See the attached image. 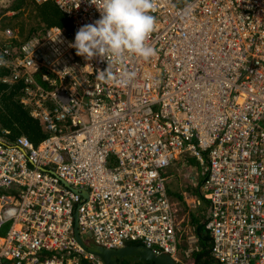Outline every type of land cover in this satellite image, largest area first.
Here are the masks:
<instances>
[{"label": "built area", "instance_id": "1", "mask_svg": "<svg viewBox=\"0 0 264 264\" xmlns=\"http://www.w3.org/2000/svg\"><path fill=\"white\" fill-rule=\"evenodd\" d=\"M34 1L54 2L71 30L45 26L18 44L14 29L0 32V82L22 83L47 133L38 144L0 137V264H103L74 236L75 215L85 243L198 264L189 212L204 199L215 264H264V0H155L157 55L114 65L135 74L124 87L69 46L100 19L90 0ZM183 153L202 176L186 213L165 175Z\"/></svg>", "mask_w": 264, "mask_h": 264}, {"label": "clouds", "instance_id": "2", "mask_svg": "<svg viewBox=\"0 0 264 264\" xmlns=\"http://www.w3.org/2000/svg\"><path fill=\"white\" fill-rule=\"evenodd\" d=\"M90 3L100 13V19L93 24L80 27L76 32L74 43H70L69 46L75 49L77 56L86 61L98 59L107 62V68L97 72V79L105 84L116 83L122 87L128 86L135 74L121 72L118 76L114 71V65L122 64L132 56L149 61L157 55L156 50L148 43L158 27L156 18L152 14L156 11V2L155 0H90ZM7 63L0 58V66Z\"/></svg>", "mask_w": 264, "mask_h": 264}, {"label": "trees", "instance_id": "3", "mask_svg": "<svg viewBox=\"0 0 264 264\" xmlns=\"http://www.w3.org/2000/svg\"><path fill=\"white\" fill-rule=\"evenodd\" d=\"M26 5V0H14L12 5L8 8L17 11ZM36 8L37 15H29L28 17L22 16L23 12L19 14H16L18 13L16 12L12 16H4L3 13H5L6 9H0V18L2 17L0 20V28L3 29L16 26L19 33H17L14 40L17 44L29 38L32 34L37 33L35 31L37 28L35 27L36 19L37 21L46 24V27L57 25L63 29L71 30V23L69 24L70 20L54 2L47 1L42 4H37ZM3 43L4 37L0 33V46ZM4 71L5 70L0 68V75L4 74ZM21 89L22 83L8 85L0 82V137H4L7 140H14L19 136L25 135L31 142L38 144L47 133L43 129L42 124L30 115L29 109L20 101ZM204 201L206 202L205 199ZM207 216L208 211L202 221L193 214L191 216L192 222L197 227V232L200 236L202 245L198 264H215L209 252V235L204 231V220H206ZM82 264L90 263L87 260L82 259ZM123 264L129 263L123 261Z\"/></svg>", "mask_w": 264, "mask_h": 264}, {"label": "rangeland", "instance_id": "4", "mask_svg": "<svg viewBox=\"0 0 264 264\" xmlns=\"http://www.w3.org/2000/svg\"><path fill=\"white\" fill-rule=\"evenodd\" d=\"M14 0H0V9H6L12 5ZM27 5L20 8L17 11L12 9H6L4 16H12L16 12V14L22 13V16H29V15H37V3L34 0H26ZM51 2V1H50ZM9 12V13H8ZM1 15V16H3ZM2 18V17H1ZM0 18V20H1ZM12 21V20H11ZM69 21V20H68ZM70 24V21H69ZM1 26V22H0ZM12 26V25H11ZM46 24L43 22L37 21L35 31H40ZM9 27V26H8ZM71 27V24H70ZM19 33L18 28L15 26L10 27ZM0 28V32H1ZM2 35V34H1ZM201 165L196 161L194 157L188 155V153H183L178 155L177 159L172 161L171 165L167 168L165 175L167 176L166 186L168 189V194L170 195L171 199L178 203L180 207L181 213H186L188 209L184 205V196H190L197 194L198 190L195 187V183L202 182V176L200 174ZM196 172V173H195ZM195 173V174H194ZM0 192L8 193L7 190L0 189ZM208 211V204L204 200H202V205L198 208L192 209L189 212L190 217L192 214L196 216L200 221L204 219L207 215ZM8 224L4 225L0 229V235H4L6 233ZM84 239L86 241L89 240V237L86 233H83Z\"/></svg>", "mask_w": 264, "mask_h": 264}, {"label": "water", "instance_id": "5", "mask_svg": "<svg viewBox=\"0 0 264 264\" xmlns=\"http://www.w3.org/2000/svg\"><path fill=\"white\" fill-rule=\"evenodd\" d=\"M90 236V233H87ZM74 236L79 244L88 252L97 255L103 264H123V261L129 264H178L173 257L167 253H155L149 247L142 244L128 243L118 248H108L95 244L92 241L85 243L77 227L75 215Z\"/></svg>", "mask_w": 264, "mask_h": 264}]
</instances>
